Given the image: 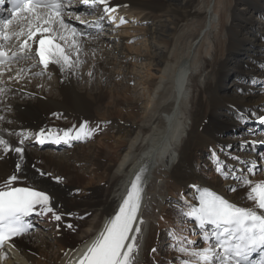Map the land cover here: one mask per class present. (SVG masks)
Masks as SVG:
<instances>
[{"label": "bare ground", "instance_id": "bare-ground-1", "mask_svg": "<svg viewBox=\"0 0 264 264\" xmlns=\"http://www.w3.org/2000/svg\"><path fill=\"white\" fill-rule=\"evenodd\" d=\"M263 2L109 0L108 6L129 16L142 14L151 21L152 39L160 46V51L146 54L148 77L142 82L141 94L146 97L147 108L141 115L124 84L133 71L124 55L133 48L124 36L116 47L105 45L98 35L77 37V55L70 47L69 31L68 42L61 43L74 64L63 71L56 64L45 69L32 55L1 66L0 89L4 91L0 95V116L4 119L0 120V135L14 146L26 139L23 159L14 152L0 153V184L17 174L20 179L15 185L50 194L62 220L55 221L51 214L36 215L34 220H40L46 238L35 232L15 238L13 246L0 250V254L7 253L0 264L75 261L104 230L141 169L145 171L138 213V220L143 219L137 238L138 264H182L177 258H187L176 251L187 241L175 250L169 249L167 255L151 250L166 236L183 237L193 230L179 210L194 204L195 187H210L238 206H252L246 199L245 186L231 176L222 180L216 169L219 162L225 170L240 175L242 167L257 164L254 173L242 169L243 175L253 182L264 181V162H258L264 150L248 143L249 139L260 140L249 135L239 141L223 136L225 131L237 130L251 121L252 114L264 115V43L259 42L264 37V24L257 29L252 16H247L256 13L264 17ZM73 17L65 14L66 22L78 30L77 22H69ZM227 18L231 21L228 25ZM0 45L9 48L3 42ZM113 67L118 68L117 73L110 71ZM231 75L235 77L231 86L225 85ZM116 76H121L118 84ZM130 100L134 107L116 108ZM111 107L117 122H127L122 133L107 124L109 117L105 114ZM167 121L178 122L176 135L173 128H166ZM85 122L94 130L85 137L86 144H78L86 150H73V145L39 151L30 145L28 137L35 138L40 130L77 132ZM248 125L257 132L256 126ZM206 148L216 151L209 160L204 158ZM209 161L217 175L210 172ZM17 162L21 164L19 173ZM93 181L96 184L85 186ZM176 221L184 222L180 226ZM206 246L195 244L196 248Z\"/></svg>", "mask_w": 264, "mask_h": 264}, {"label": "snow or ice", "instance_id": "snow-or-ice-1", "mask_svg": "<svg viewBox=\"0 0 264 264\" xmlns=\"http://www.w3.org/2000/svg\"><path fill=\"white\" fill-rule=\"evenodd\" d=\"M5 2L6 0H0V6ZM8 2L12 5L9 10L11 15L9 18L0 20V40L8 42L16 38L20 43L18 51H12L10 55L0 45V66L18 57L27 56L30 42L40 34L38 48L35 49L40 64L45 69L50 64L60 65L62 71L64 68L73 67L72 56L61 42H68L70 31L72 38L70 47L78 55L80 46L77 37L87 39L91 33L78 31L74 25L66 22L65 11L72 5L66 4L64 0H8ZM80 3L82 6L91 8L103 5L105 14L116 10L108 6V0H80ZM18 18L22 23L19 25L20 30L16 31L12 26ZM75 19L84 24L85 28L92 27L91 22L80 19L79 13L75 15ZM121 22H125L123 18ZM7 70L12 69L9 67ZM19 75L20 72L17 73V78ZM253 83L256 81L253 80ZM3 91L0 89V95ZM3 119L4 117L0 116V120ZM257 122L264 125V116H260ZM93 131L87 128L85 122L80 125L74 137L72 130H64L62 135L57 133L55 140H51V135L41 130L37 134V142L42 145L51 140L57 144L61 142L67 144L73 139H81V136L89 137ZM25 139L26 137L19 140L20 146H14L0 135V153L14 152L23 159ZM251 143L254 146L264 142L252 141ZM241 147L244 145L242 144ZM255 167L256 165L253 164L249 171H254ZM20 171L21 164L17 162L16 172ZM144 171L141 169L136 175L118 210L110 218L104 230L80 256L77 264H138L137 238L141 232L140 225L143 224L142 218L138 220V213L141 209ZM216 171L225 179L231 176L245 186L246 199L252 202V206H238L214 191L198 189L199 206L188 204L185 206L187 210L181 209L179 214L194 221L201 229L212 226V230L205 231L203 234L202 239L206 247L196 248L195 241L187 240L186 245L181 244L177 248L180 253L189 257V259H183L182 264H264V181L253 182L243 175L242 169L240 175H236L235 170H225V166L219 162ZM39 174L47 175L43 172ZM19 179L20 176L13 174L0 184V249L6 244L13 246L15 238L26 233L29 227H35V225H29L26 220L28 217L51 214L55 221L62 220V215L55 211L50 194L35 187L15 186ZM56 180L60 182L59 177ZM67 226L72 227L71 224ZM174 238L178 242L186 240L179 236ZM152 251L155 252L156 249L153 248ZM6 257V252L0 254V258Z\"/></svg>", "mask_w": 264, "mask_h": 264}, {"label": "rangeland", "instance_id": "rangeland-1", "mask_svg": "<svg viewBox=\"0 0 264 264\" xmlns=\"http://www.w3.org/2000/svg\"><path fill=\"white\" fill-rule=\"evenodd\" d=\"M179 1L182 2L184 0H179ZM263 4H264V2H263ZM248 15L252 16L251 18H253L255 20V24L254 25L257 27V29L259 27L263 26V24H264V17L263 16H261L260 14H256V13L255 14L253 13V15H250V14L247 13V16ZM143 17L144 16L142 14L138 15L136 18H139L141 20H137L138 21L137 23L130 25L129 27H127L128 29H126V30H123L124 29L123 28L122 30H120L119 33H117L115 35H111V34H108V35L107 34H103L102 36L98 35L99 38L100 37H102V38L104 37L106 39L105 40V39L100 38L102 40V42L105 43V45L116 47V46L119 45V42H120V40L117 41L116 38H119L118 36L122 34L119 39H121V41H122L123 40L122 37L123 36L126 37V42H127L128 46H129V48H133V50H131V51H129V49H128L125 52V54H124L125 57H126L125 58L126 64L129 63V70H133V71H131L132 73L130 72V75H129L130 79L128 78L129 81L125 80L124 84H126L125 86L127 88L128 93L130 94L131 98L133 100L135 99L136 102H137V110L136 109L135 110H136V112L139 113L138 115H141V113L143 111H145V108H147L146 97L141 94V87L143 85L142 82L148 77V68H147L146 63L149 62V60H147L146 54H148L149 53L148 51H150V50H154L153 53H155V50H157V52L160 51L159 44L156 43L157 41L152 39L151 31L154 29L153 23L151 21H149L147 18H145V17L143 18ZM69 22L74 23L75 21L73 22V19H71V20H69ZM226 22H227V25H228L229 22H231V21H230L229 18H227ZM146 30L148 31V33L149 32L150 33L146 34L145 33ZM244 35H245V33H244ZM130 38H132V39H130ZM260 39L261 40L259 42L260 43H264V37L263 38L260 37ZM133 51H135V52H133ZM133 65H135V66H133ZM109 69H111L110 70L111 72H114V73L118 72V70H117L118 68H114L113 67V68H109ZM38 76H41V75H38ZM115 79H116V83H117V81L120 82L121 76H116ZM232 79H235V77L233 75H231L227 80H225V85L230 84ZM49 81H52V80H49ZM230 86H231V84H230ZM232 94H234V93H232ZM258 95H259V92H256V96H258ZM132 107H134V104H133V101L130 100V101L126 102L123 106H117L116 108L117 109L126 110V109L132 108ZM111 110H113V107H111L109 109V111L105 114V115H107L109 117V122L107 123L108 126L111 127V130H113V131H115L117 129L118 131H120V133L124 132V127L126 126L127 122L126 121L123 122V123L122 122H117V120L112 117ZM254 115L256 116L257 114H252L251 115L252 116L251 117L252 120H254ZM249 122L250 121H248L247 124ZM61 123H68V122L62 121ZM247 127L248 126H246V127L244 126L243 128L241 127L239 129L235 130V132L234 131H225L223 136H227L229 138H236V139H238L237 141L241 140L242 138L248 137V135L252 136V138L254 136L257 137L258 134H257L256 131H254V128L250 126L251 133H249L248 131H245ZM244 128H245V130H244ZM245 139H248V138H245ZM249 141H250V139L248 140V142ZM93 142H94V144H97V140H94ZM84 143L86 144L87 142H84ZM35 149H38L39 151H46L48 148L36 147ZM73 150H86V147L80 146L78 144H75V147H74ZM205 150H206V154L207 155L204 158H207V160H209L210 157L212 156V151H211L212 149L210 150V148H206ZM237 150L238 149H236L235 151H237ZM248 150L249 149L246 148V151H248ZM213 151L216 152L215 150H213ZM238 153H242V152L238 150ZM263 156L264 155L261 156L262 158L260 157V159H258L259 163L264 162V157ZM201 158H200V161L202 162ZM208 165H209V168H210V172L215 173L214 172V167H212V164H211L210 161L208 162ZM255 165L257 166V164H255ZM262 166H264V165H262ZM242 169L246 170L247 172H249V167H247V166L242 167ZM215 174L217 175V173H215ZM223 179H224V177H222V180ZM94 184H96V181H93L90 184H86L85 186H90V185H94ZM179 223H181V222H177L176 221V224H179ZM195 232L196 231H193V232H191V234H193ZM35 233H37L41 237H45L46 238V236H47L46 235V231H44V230H42L41 232L38 231V232H35ZM48 236H50V235H48ZM186 236L188 238L190 236V232L188 234H186ZM190 238H189V240H190ZM166 241H167V243H166ZM182 241L185 242L187 240H182ZM182 241H180V243H178V244H181ZM163 242H162V244H163ZM168 243L169 242H168V240L166 238L165 239V243H164V246H165L164 247V252H163V254H165V255H167L165 252L166 251L168 252V250L172 248V247L171 248L169 247L170 244H168ZM175 249H173V250H175ZM176 251H177V253H179V251L177 249H176ZM156 252H160V254H161V249L160 250L159 249L156 250Z\"/></svg>", "mask_w": 264, "mask_h": 264}]
</instances>
